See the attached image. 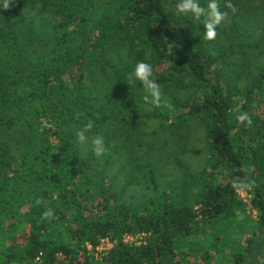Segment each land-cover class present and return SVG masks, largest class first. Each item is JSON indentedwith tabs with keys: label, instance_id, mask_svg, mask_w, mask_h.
Instances as JSON below:
<instances>
[{
	"label": "trees",
	"instance_id": "trees-1",
	"mask_svg": "<svg viewBox=\"0 0 264 264\" xmlns=\"http://www.w3.org/2000/svg\"><path fill=\"white\" fill-rule=\"evenodd\" d=\"M94 1L100 10L85 16L92 9L81 0H14L9 10L0 0V264H64L59 253L69 264H91L80 250L104 238L116 242L105 264H188L185 246L198 245L193 239L209 225L226 243L230 226L223 221L246 211L238 190L249 181L258 231L247 250L232 248L230 264H264V128L256 111L264 105V65L250 60L264 53V0H218L228 16L211 41L204 39L205 17H179L168 0ZM208 2L198 0L205 9ZM140 61L152 65L163 94L194 89L166 113L169 131L180 133L196 119L206 133V166L183 171L172 190L160 189L152 164L127 161L116 177L107 175L125 159L126 134L120 140L103 131L124 115L123 91L145 92L128 81ZM104 90L115 95L108 102L100 101ZM239 113L251 125L239 122ZM89 121V142L81 144L76 133ZM96 135L107 149L100 157L91 144ZM119 177L124 184L117 187ZM142 183L151 194L129 197ZM48 209L53 216L44 218ZM7 219L29 224L24 243ZM141 233L142 245L123 242L125 234Z\"/></svg>",
	"mask_w": 264,
	"mask_h": 264
},
{
	"label": "rangeland",
	"instance_id": "rangeland-1",
	"mask_svg": "<svg viewBox=\"0 0 264 264\" xmlns=\"http://www.w3.org/2000/svg\"><path fill=\"white\" fill-rule=\"evenodd\" d=\"M94 1V0H93ZM180 0H168L167 5L170 7L175 15L190 16V14H177L176 5ZM86 11L92 9V12L85 14V16L92 15L94 11H98L99 3L91 0H81ZM229 23V18L227 19ZM239 46L234 47V51H230L231 57L227 61L226 66L232 69V61L234 58L240 56L241 53ZM250 50V49H247ZM115 56V54H113ZM113 56H108L110 62L113 63ZM251 62H254L256 66L264 65V53L260 50L257 51L250 58ZM108 62V60H107ZM6 60L2 63L5 65ZM6 66V65H5ZM23 65L19 67L22 68ZM9 73L12 71L6 68ZM0 80L2 78L0 77ZM7 82H12V79H7ZM17 86V85H13ZM19 86H22L20 84ZM23 87V86H22ZM194 89L186 91H169L163 94V100L167 101L173 106L176 98L188 97ZM122 92V90L120 91ZM101 102H108L115 96L111 91H101ZM147 93L142 91H123L121 99L124 101L125 109L124 115L121 117L117 127L108 128L105 127L104 133L110 131L116 139H120L126 134V137L122 138L125 141V159L123 162H119L111 166L107 170L108 178H114L119 173L122 165L127 161H132L135 164H152L156 171L158 184L162 190H172L180 185L183 179V171L189 170L191 172H197L203 169L207 162L209 153L206 151L207 138L203 125L199 120H191L187 123V126L180 133H172L168 129V119H166V113L170 111L163 103L160 107H156L151 103L145 101L144 97ZM97 102V101H96ZM258 116L260 117V124L264 128V105L257 108ZM136 127V129L133 128ZM128 142L126 143V139ZM120 142V141H119ZM96 164V163H94ZM217 180L223 182L225 179L223 176H217ZM124 184V178L119 177L116 180L117 187ZM128 196L135 200H142L146 195H150L151 191L146 187L144 183L135 184L128 191ZM239 197L247 204L246 211L239 213L237 216H233L229 219H224L223 223L230 226L229 235L226 243L219 241L216 232L209 225L206 228V233H201L199 238L193 240L198 241V245H193L191 248L185 246L186 257L188 264H203L205 260L210 261L212 259L213 264H230L232 248L238 245L241 248H249V242L254 239L258 228V211L253 207L251 203L252 195L249 190H238ZM198 209V208H197ZM25 212L28 210V205L25 204L22 208ZM243 217L241 219L240 217ZM20 219H7L6 225L17 228V243H24L29 235L30 226L19 222ZM58 229L63 233L64 239L69 243L67 239L66 230L62 224L56 225ZM2 235H0V240ZM145 241V237L139 239ZM227 244V245H226ZM5 245V241H0V247ZM113 244L101 245V242L93 248L89 243H86L85 247L80 250V259H86V256L90 259L91 264H105V257L108 254V250L113 248ZM212 256V258H211ZM261 261L264 258H260Z\"/></svg>",
	"mask_w": 264,
	"mask_h": 264
},
{
	"label": "clouds",
	"instance_id": "clouds-1",
	"mask_svg": "<svg viewBox=\"0 0 264 264\" xmlns=\"http://www.w3.org/2000/svg\"><path fill=\"white\" fill-rule=\"evenodd\" d=\"M14 3V0H2V6L4 10H9ZM226 6L232 10L234 13L236 11L235 7L227 2ZM177 14L187 15L188 13H192L193 17L199 20L202 16L205 17L203 25L206 29L204 32L205 40H215L218 33L217 27L221 25L227 18L228 13L220 10V5L218 0H209L207 9L201 7L198 3V0H180V2L176 5ZM133 80L139 81L147 93L144 97L145 101L153 104L156 107H160L163 103L170 110L173 106L167 101L163 100V92L161 85L157 82L153 74V67L151 64L140 61L136 64L133 71L128 76V81L131 82ZM236 119L239 122H247L248 125H251L252 120L247 113H239L236 116ZM93 127V122L89 121L84 127L77 131L76 135L79 143L87 144L89 142V137L86 135L87 132L91 131ZM91 144L94 154L97 157L103 155L107 149L104 143V137L102 135H96L91 138ZM244 171H247L244 169ZM236 185H234L235 187ZM254 186V181L244 182L241 184V187L244 189H251ZM53 216V212L51 209L46 210L43 213L44 218H51ZM243 219V217H240Z\"/></svg>",
	"mask_w": 264,
	"mask_h": 264
},
{
	"label": "built area",
	"instance_id": "built-area-1",
	"mask_svg": "<svg viewBox=\"0 0 264 264\" xmlns=\"http://www.w3.org/2000/svg\"><path fill=\"white\" fill-rule=\"evenodd\" d=\"M146 236H147V234H145V233L136 234V235H133V234H125V235L123 236V242L126 243V244H132V245H135V246H140V245H142V244L144 243V241L142 242V241H140L139 239H142L143 237H146ZM105 243H107V244H113V245L116 244L115 241H113V240H111V239H109V238H104V239H102V241H101V245H104ZM113 247H114V246H113ZM109 251H110V250H108V252H109ZM58 258H59V260H61L64 264H69V263H68L69 259L66 257L65 254H63V253H59V254H58Z\"/></svg>",
	"mask_w": 264,
	"mask_h": 264
}]
</instances>
